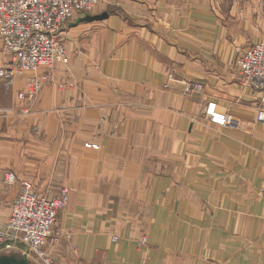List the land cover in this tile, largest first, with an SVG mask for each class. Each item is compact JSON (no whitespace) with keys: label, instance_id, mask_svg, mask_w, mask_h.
Returning <instances> with one entry per match:
<instances>
[{"label":"crops","instance_id":"0c3cea01","mask_svg":"<svg viewBox=\"0 0 264 264\" xmlns=\"http://www.w3.org/2000/svg\"><path fill=\"white\" fill-rule=\"evenodd\" d=\"M61 37L68 64L32 104L28 74L0 80V229L28 182L68 193L52 264H264V93L236 72L264 43V0H100Z\"/></svg>","mask_w":264,"mask_h":264},{"label":"built area","instance_id":"2783aa9c","mask_svg":"<svg viewBox=\"0 0 264 264\" xmlns=\"http://www.w3.org/2000/svg\"><path fill=\"white\" fill-rule=\"evenodd\" d=\"M100 0H0V43L8 63L0 67V80L12 84L16 78L28 74L24 89L17 94L20 101L32 104L44 84L48 72L56 64L67 65L68 56L61 34L65 25L76 13L90 14ZM236 72L241 86L264 93V43L242 52L236 60ZM60 89L64 88L59 84ZM73 88V84H68ZM199 85L192 90H199ZM186 90H191L190 87ZM204 116L218 127H233L227 114L218 110L214 102H208ZM256 121L264 124V97L257 107ZM86 148L96 149L94 145ZM7 186L15 183L13 173H6ZM68 202L66 190L56 198L38 194L28 182L21 184L20 192L12 202L7 225L0 229V256L26 254L44 264H52L44 253V247L57 224L59 212ZM113 242L118 238L113 237ZM141 244L146 243L143 238Z\"/></svg>","mask_w":264,"mask_h":264},{"label":"water","instance_id":"95a60500","mask_svg":"<svg viewBox=\"0 0 264 264\" xmlns=\"http://www.w3.org/2000/svg\"><path fill=\"white\" fill-rule=\"evenodd\" d=\"M0 264H30L27 258V253L22 255L10 254L1 255Z\"/></svg>","mask_w":264,"mask_h":264},{"label":"rangeland","instance_id":"374dc122","mask_svg":"<svg viewBox=\"0 0 264 264\" xmlns=\"http://www.w3.org/2000/svg\"><path fill=\"white\" fill-rule=\"evenodd\" d=\"M7 186V185H6ZM7 187H10V186H7ZM10 255V254H9ZM34 258V257H33ZM30 261V263L31 264H34V260L32 259V257H31V259L29 260ZM41 262V261H40ZM40 264H44L43 262H41Z\"/></svg>","mask_w":264,"mask_h":264}]
</instances>
